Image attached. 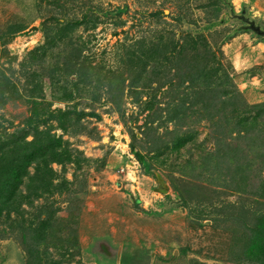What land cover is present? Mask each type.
<instances>
[{
  "label": "rangeland",
  "instance_id": "obj_1",
  "mask_svg": "<svg viewBox=\"0 0 264 264\" xmlns=\"http://www.w3.org/2000/svg\"><path fill=\"white\" fill-rule=\"evenodd\" d=\"M231 12L264 30V0H0V154L66 149L0 201V264H264V45Z\"/></svg>",
  "mask_w": 264,
  "mask_h": 264
},
{
  "label": "trees",
  "instance_id": "obj_2",
  "mask_svg": "<svg viewBox=\"0 0 264 264\" xmlns=\"http://www.w3.org/2000/svg\"><path fill=\"white\" fill-rule=\"evenodd\" d=\"M76 25H77L76 23H66L63 25L64 27L60 31L64 32L66 30H72L73 26ZM207 61H210V59L206 60V62ZM205 69L203 68L197 75L196 73H194L196 78L193 77V81L198 82L204 79H208L210 81L212 75L210 71L204 72ZM143 70L144 68H142V72ZM82 76L84 75L82 74ZM119 77L121 78V76ZM121 80L119 81L116 80L117 82L116 84L121 83ZM235 91L230 90L223 92V96H225V98L221 100L222 109H224L227 106L229 107L233 106V108H235L236 104H238V101L240 103H242L241 101L245 102L244 98L240 95V93ZM232 95H234L236 98L233 97ZM236 99L237 101L235 103ZM206 105L207 107L205 109L211 106L210 103H207ZM245 105L246 106L248 105L249 107H255V105H249V104H245ZM182 110L183 108H180L179 112H181ZM212 117L213 116H211V118ZM221 119L223 120L224 124L229 120V118L226 115H224L223 118ZM241 121H243V119H239L236 122V124L240 127L238 132H236L237 134H240L242 132L245 133L247 131H254L257 127V122L254 119L250 120L249 124H247V127H245L246 124L244 123L242 124ZM33 134H34V139L32 140L34 141L32 142H26L24 139H22V141L25 143L26 148H20L19 145L16 144L11 149L9 154H4V153L0 154V201H4V202L6 201L7 204L16 201L18 195L17 187L20 185L19 183L21 182V177H22L21 175L23 176L26 175V173L28 172L29 165L35 163V165H38L39 167L42 166L47 168L49 163L62 161L63 158H61V156H64V153H66V149H63L58 152V148L60 145L58 146L59 143L57 144L54 138L46 135L47 141H44L42 138L40 139L41 133L38 132L36 128H33ZM225 147L226 148L224 155L225 156L229 155V157H227V159L229 158V162L234 163L235 161H237L236 156L234 157V153L237 152L238 154H240L241 148L235 146L234 149H231V147L228 145H226ZM263 155L264 153L260 154L259 157ZM66 156L64 158L68 159L69 158L68 153ZM206 156H211V152H208ZM212 167H213V174L220 176L222 170L218 169L219 165L214 164L212 165ZM249 168H250V164L248 161L245 164H238L231 171L229 168H227V170H229L230 172L228 182L232 185L235 184V187L233 188L235 192L245 193V187L247 181L249 180L246 174ZM229 172H225L224 176H226ZM222 186L230 187V185H227L226 180L222 182ZM262 190L264 192V187L262 188ZM46 223L47 222L45 220L40 222L42 227H44Z\"/></svg>",
  "mask_w": 264,
  "mask_h": 264
},
{
  "label": "water",
  "instance_id": "obj_3",
  "mask_svg": "<svg viewBox=\"0 0 264 264\" xmlns=\"http://www.w3.org/2000/svg\"><path fill=\"white\" fill-rule=\"evenodd\" d=\"M230 17L242 23V26L239 28L240 30L250 31L264 42V30L261 29L251 18L246 17L243 13L233 14L232 12Z\"/></svg>",
  "mask_w": 264,
  "mask_h": 264
},
{
  "label": "crops",
  "instance_id": "obj_4",
  "mask_svg": "<svg viewBox=\"0 0 264 264\" xmlns=\"http://www.w3.org/2000/svg\"><path fill=\"white\" fill-rule=\"evenodd\" d=\"M259 45H264V43L259 41L256 45H254V48L256 49Z\"/></svg>",
  "mask_w": 264,
  "mask_h": 264
}]
</instances>
